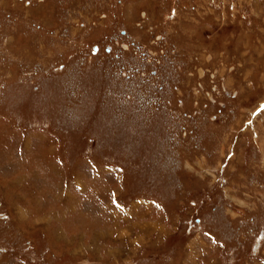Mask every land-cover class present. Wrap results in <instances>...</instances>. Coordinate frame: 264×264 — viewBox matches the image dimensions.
Wrapping results in <instances>:
<instances>
[{
	"label": "rangeland",
	"instance_id": "374dc122",
	"mask_svg": "<svg viewBox=\"0 0 264 264\" xmlns=\"http://www.w3.org/2000/svg\"><path fill=\"white\" fill-rule=\"evenodd\" d=\"M0 264H264V0H0Z\"/></svg>",
	"mask_w": 264,
	"mask_h": 264
}]
</instances>
